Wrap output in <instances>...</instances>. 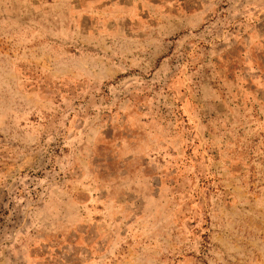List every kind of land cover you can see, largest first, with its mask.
<instances>
[{
    "label": "rangeland",
    "instance_id": "obj_1",
    "mask_svg": "<svg viewBox=\"0 0 264 264\" xmlns=\"http://www.w3.org/2000/svg\"><path fill=\"white\" fill-rule=\"evenodd\" d=\"M0 264H264V0H0Z\"/></svg>",
    "mask_w": 264,
    "mask_h": 264
}]
</instances>
